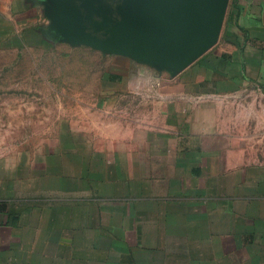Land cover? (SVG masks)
Here are the masks:
<instances>
[{
    "label": "crops",
    "instance_id": "1",
    "mask_svg": "<svg viewBox=\"0 0 264 264\" xmlns=\"http://www.w3.org/2000/svg\"><path fill=\"white\" fill-rule=\"evenodd\" d=\"M105 6L0 0V91L23 96L0 264H264V0H229L193 60L122 36Z\"/></svg>",
    "mask_w": 264,
    "mask_h": 264
},
{
    "label": "water",
    "instance_id": "2",
    "mask_svg": "<svg viewBox=\"0 0 264 264\" xmlns=\"http://www.w3.org/2000/svg\"><path fill=\"white\" fill-rule=\"evenodd\" d=\"M228 3L229 0H123L111 16L120 18L115 27L122 36L142 40L150 52L193 60L205 53L220 34Z\"/></svg>",
    "mask_w": 264,
    "mask_h": 264
},
{
    "label": "rangeland",
    "instance_id": "3",
    "mask_svg": "<svg viewBox=\"0 0 264 264\" xmlns=\"http://www.w3.org/2000/svg\"><path fill=\"white\" fill-rule=\"evenodd\" d=\"M115 4H116V6H118V4L121 5V4H123V0H105V5H106L105 7L107 9H111V7H113V5H115ZM107 19L111 22L116 21L113 16H111ZM12 57H14V56L10 55V53L4 52V53L0 54V63H1L0 64V73H2L5 70L7 62H9L10 58H12ZM2 58H3V61H2ZM67 63H69V62H67ZM6 83H7L6 76H0V87L5 89ZM15 83L21 84V80L18 82L16 81ZM25 83L33 84V83H38V81L31 79V80L25 81ZM22 99H23L22 93L15 92V93L8 94L6 91H3V92L0 91V147L2 145L5 146L7 143L17 144V142H18L16 140V137L11 138L13 127H12V124L10 123V121L12 122V120L15 119L14 120V122H15V124H14L15 135L18 132V130H17L18 127H20L21 131L23 130V128H22L23 123L21 122L22 117H23L22 116L23 109L18 107L19 104H17V101L22 100ZM8 101H12V102L16 103V106L12 107V108L8 107V104H7ZM31 111H32V109H31ZM14 112H15V114H14ZM27 117L32 122H33V120H36V116L34 117L32 114L27 115ZM33 129H34V123H31V130L33 131Z\"/></svg>",
    "mask_w": 264,
    "mask_h": 264
}]
</instances>
